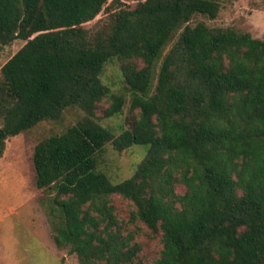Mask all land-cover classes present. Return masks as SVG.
Here are the masks:
<instances>
[{"label":"trees","instance_id":"obj_1","mask_svg":"<svg viewBox=\"0 0 264 264\" xmlns=\"http://www.w3.org/2000/svg\"><path fill=\"white\" fill-rule=\"evenodd\" d=\"M131 2L0 0V52L25 42L2 68L0 159L10 139L79 108L33 157L59 248L79 264H264V40L191 25L217 19L222 0ZM114 62L132 95L119 130L102 123L127 104L103 79ZM108 145L146 149L130 178L102 169ZM143 227L160 239L154 259Z\"/></svg>","mask_w":264,"mask_h":264},{"label":"rangeland","instance_id":"obj_2","mask_svg":"<svg viewBox=\"0 0 264 264\" xmlns=\"http://www.w3.org/2000/svg\"><path fill=\"white\" fill-rule=\"evenodd\" d=\"M125 1L132 3L131 0ZM106 15L107 13H103L87 27H94ZM199 22H204L212 28H235L264 40V0H222V11L217 19L211 20L198 15L191 25L195 26ZM24 45V41L18 40L0 52V78L3 66ZM171 46L172 44L166 53ZM160 65L161 63L158 67ZM103 79L114 92L126 94L127 104L122 117L103 120L102 123L117 130L122 127L127 128L132 117L130 111L132 95L127 91V85L122 79L120 64L114 62L108 65ZM106 105V103L102 104L101 110ZM102 115L100 111L99 116ZM83 117L84 113L79 108H70L61 121L43 122L7 142L5 154L0 159V219H5L0 226L6 229L7 238L14 237L19 240V264H79L77 256L72 255L69 248H59L54 241L55 231L45 209L50 194L36 186L33 157L35 148L41 140L63 133ZM145 156L146 149L140 146L119 153L112 145H108L102 169L115 182H120L134 174ZM115 205L120 219L128 223L132 210L131 203L116 196ZM129 227L135 228L133 224H129ZM137 240L142 243L144 257L154 259L159 255L160 239L146 228L140 231Z\"/></svg>","mask_w":264,"mask_h":264},{"label":"crops","instance_id":"obj_3","mask_svg":"<svg viewBox=\"0 0 264 264\" xmlns=\"http://www.w3.org/2000/svg\"><path fill=\"white\" fill-rule=\"evenodd\" d=\"M4 220V218L0 219L2 225ZM2 225L0 226V264H19V240L14 237L7 238L6 229Z\"/></svg>","mask_w":264,"mask_h":264}]
</instances>
